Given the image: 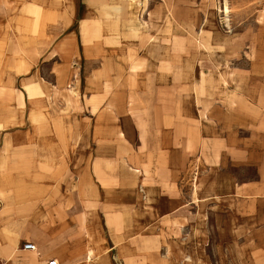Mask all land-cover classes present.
Returning a JSON list of instances; mask_svg holds the SVG:
<instances>
[{
  "label": "crops",
  "instance_id": "0c3cea01",
  "mask_svg": "<svg viewBox=\"0 0 264 264\" xmlns=\"http://www.w3.org/2000/svg\"><path fill=\"white\" fill-rule=\"evenodd\" d=\"M32 1L37 25L26 29L24 3L21 24L10 26L12 3L0 0L1 263L93 264V251L109 246L139 264L142 227L152 223L165 229V253H221L223 242L227 253L241 242L264 250V220L247 216L264 183L236 175L254 159L250 93L232 100L229 65L215 87L200 39L214 20L174 0L191 9L178 21L197 34L185 55L189 43L172 36V0ZM42 2H53L43 15ZM205 200L218 210L212 241ZM10 232L37 250L9 246Z\"/></svg>",
  "mask_w": 264,
  "mask_h": 264
},
{
  "label": "rangeland",
  "instance_id": "374dc122",
  "mask_svg": "<svg viewBox=\"0 0 264 264\" xmlns=\"http://www.w3.org/2000/svg\"><path fill=\"white\" fill-rule=\"evenodd\" d=\"M10 1L12 10L10 12L11 16L6 19L8 25L16 26L21 24L20 4L22 2L24 3L25 15L24 20H22L24 27L32 29L33 26L37 25L36 18L32 16L38 9L35 1ZM65 4L66 6L68 5V3ZM52 5L53 2H42L40 13L42 15L46 14L51 10L49 6L51 7ZM177 5L178 8L174 0H172V26L176 28L172 35L173 40L182 41L184 45L188 42L189 49L186 50L184 48L183 52L185 55H190L195 53L194 47L196 46L194 45L197 40V34L196 32L192 33L184 30L186 25L178 21V15L181 14L177 13V11L180 10L184 13L183 15H186L191 9H187V6H182L181 3H177ZM190 5L199 7L204 21L209 17L215 22V30L211 32L212 34L205 33L200 36L201 42L206 46L202 50L205 53V63L209 61L210 57L217 66L215 74L219 82L215 81V87H220V89L224 87L222 81L225 80V77L220 73V66L229 65L232 69V79H237V81L226 83L231 90V96L238 97L232 100L239 102V98H242L243 95L240 92L248 91L250 93L247 96L246 120L248 128L246 136L253 139L252 152L254 159L251 166L247 167L245 171L242 169L236 170L237 178L242 180L248 177L252 182L264 183V0H199L198 3L196 0H191ZM41 22L44 25L50 24L47 17H42ZM180 27L181 32L178 33L177 29ZM192 58L194 59L195 55L191 56ZM191 59L190 61H192ZM226 69L222 70V73ZM46 72L49 73V71ZM225 132L228 133L229 130L226 129ZM199 170V177L208 172L204 167H200ZM202 185H204V181L200 182V186ZM210 201L205 200L206 207H203L200 212L205 219L206 232L212 241L216 240L217 236L216 219L218 210L212 209L213 203ZM252 202L251 212L248 211L247 216L264 220V193L254 195ZM221 205V225H223L222 228H227L230 217L227 208L228 204L226 201H222ZM239 216L237 215V217ZM233 217H235L234 214ZM152 225H155V223L142 227L141 251L140 253H135L139 264H264V250L246 249L243 242L233 243L232 253L226 252L229 244L224 242L221 243V253H206V247L202 253H165V247L169 248V243L166 242L165 229L159 230V226L157 228L156 225ZM155 234L157 235V241L154 238ZM257 240L264 243V233L263 235H257ZM95 251H93L95 253L92 260L93 264H127L128 258H118L115 249H112V247L108 246L104 250ZM126 253H131V251L129 250ZM79 262L74 264H80Z\"/></svg>",
  "mask_w": 264,
  "mask_h": 264
},
{
  "label": "built area",
  "instance_id": "2783aa9c",
  "mask_svg": "<svg viewBox=\"0 0 264 264\" xmlns=\"http://www.w3.org/2000/svg\"><path fill=\"white\" fill-rule=\"evenodd\" d=\"M8 245L11 246L14 249H23V250H30V251H36L37 246L34 243H21L20 237L16 232H10L8 234ZM0 264L1 261H0ZM48 264H58L57 259H52L49 261Z\"/></svg>",
  "mask_w": 264,
  "mask_h": 264
},
{
  "label": "bare ground",
  "instance_id": "6f19581e",
  "mask_svg": "<svg viewBox=\"0 0 264 264\" xmlns=\"http://www.w3.org/2000/svg\"><path fill=\"white\" fill-rule=\"evenodd\" d=\"M90 258H91V257H90ZM90 258H89V259H90Z\"/></svg>",
  "mask_w": 264,
  "mask_h": 264
}]
</instances>
